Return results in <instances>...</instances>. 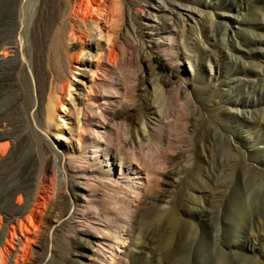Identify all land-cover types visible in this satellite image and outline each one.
<instances>
[{"label":"rangeland","instance_id":"rangeland-1","mask_svg":"<svg viewBox=\"0 0 264 264\" xmlns=\"http://www.w3.org/2000/svg\"><path fill=\"white\" fill-rule=\"evenodd\" d=\"M43 1L35 0L34 20ZM113 1L120 11L99 17L105 33L114 31L115 55L98 76L110 104L98 99L73 107L90 38L71 40L68 7L60 47L76 44L75 59L63 78L64 101L46 121L48 62L40 47L61 14L59 0H46L33 39L44 92L40 112L32 91L25 97L35 120L36 170L29 202L35 234L25 264H264V178L246 167L264 168V30L250 33L234 22L264 25V4L173 0L205 12L190 20L179 9L187 19L181 22L169 10ZM211 1L214 8L202 5ZM225 12L229 17H218ZM229 23L233 31L225 30ZM246 37L263 43L249 51L238 44ZM155 196L173 213L162 210L149 221ZM191 208L192 217L179 214ZM133 242L141 251L121 257V245Z\"/></svg>","mask_w":264,"mask_h":264},{"label":"bare ground","instance_id":"bare-ground-1","mask_svg":"<svg viewBox=\"0 0 264 264\" xmlns=\"http://www.w3.org/2000/svg\"><path fill=\"white\" fill-rule=\"evenodd\" d=\"M156 1L159 4H153L154 2L148 0H127V4L169 10L181 22L187 19L183 16L184 12H179L180 10L186 11L190 20L195 19L194 14L201 16L205 13L198 8L186 6L173 0ZM113 2V0H72V4L68 6L66 2L62 3L59 0L61 14L50 23L44 42L40 47L42 62H45V59L48 62L44 79L45 86L49 88L47 102L44 106L46 121L51 120L54 109L56 110L55 103L64 101L67 85L63 78L69 63L75 59L74 55H70V51L75 48L76 44L60 47V35L63 33L66 37L68 36L66 34L67 25L64 26L62 23L68 7L71 13V17L67 20L69 37L73 41H83L88 37L91 42L86 45L85 58L79 62L81 69H79L80 72L74 85L76 95L75 98L72 97L74 99H72L73 107L78 105V109L81 110L82 107L86 108L87 104L94 103L98 99L105 100L104 103L102 102L104 105L110 104L111 96L98 89L101 82L98 76H102V71L106 69L115 55L114 31L105 33L99 25V17L105 11H108L110 16L114 12L120 11L118 7L121 4L117 1ZM260 3L264 4V0H260ZM46 5V0H44L39 6L37 19L34 20L35 0H0V264H25L30 243L33 240L32 235L35 234V225L31 215L33 208L29 207L36 171L35 160L30 157L33 136L31 122L35 120L34 116L31 114L30 116L25 110V97L28 92L32 91L40 112L44 101V92L37 77L35 63L38 51L33 39L38 32L39 21L46 13ZM202 5L205 8H214L216 2L211 1ZM228 13L231 12L218 14V17H229ZM151 15L148 13L143 16L150 19ZM261 16L264 19L263 13ZM234 22L237 25H248L247 31L250 33H254V29L264 30V25L258 21L235 19ZM223 26L226 31L232 30L230 23ZM190 27L192 29V26ZM203 39H209L206 32L203 34ZM224 41L226 42L225 39ZM262 43V40L250 37L238 42L240 46L249 51L256 50ZM92 51L94 52L92 53ZM188 55L190 56V54ZM78 59L80 58L78 57ZM69 87L71 86L69 85ZM102 96L105 98H101ZM32 107L35 108V105ZM151 107L155 108L154 105ZM246 167L250 168V173L254 178H264V168H254L248 164ZM142 179L144 180V178ZM178 180L174 178L172 181ZM15 195L17 201L12 203V198ZM161 198L162 196H155L150 202V212L146 214L147 220L154 221L156 213L162 210L171 209L167 212L173 213L172 206L168 208L160 206ZM161 200L163 201V199ZM190 210H184L179 214H187L188 217H192L196 214L197 209ZM205 210H207L205 207L199 210V215L204 214ZM237 243L235 242V245ZM137 245V242H133L132 246L127 247L121 245L125 248L119 251L121 257H128L135 251H141L137 249ZM221 251L226 253L223 248Z\"/></svg>","mask_w":264,"mask_h":264}]
</instances>
